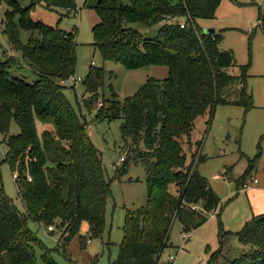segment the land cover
<instances>
[{"label":"trees","instance_id":"trees-1","mask_svg":"<svg viewBox=\"0 0 264 264\" xmlns=\"http://www.w3.org/2000/svg\"><path fill=\"white\" fill-rule=\"evenodd\" d=\"M40 1L51 10L64 9L66 15L77 11L76 0ZM222 1H85V6L99 14L92 44L104 61L129 69L148 64L170 68L168 77L149 78L124 102L115 92L104 97V106L93 118L97 122L122 119V138L132 141L126 143L128 153L116 176L127 173L131 162L141 160L148 183L145 205L126 212L118 256L109 264H172L162 261V256L173 247V222L181 223L184 234L191 233L219 211L221 197L198 169L207 156L202 154L203 140L194 139L193 131L205 115L210 127L220 104L242 106L246 111L255 107L247 83L250 65H238L234 52L221 47L223 33H206L197 23V19L215 18ZM3 2L9 6L3 32L36 78L25 79L13 56L0 61V136L7 146L4 162L13 174L18 171L15 182L25 206L21 212L6 193L0 162V264H38V240L28 223L56 224L63 230L59 241L65 249L84 221L97 237L103 231L111 189L101 151L68 98L65 91L69 87L62 83L76 70L75 32L34 20L31 7L16 0ZM181 19L186 21L184 28ZM258 22L264 35L262 10ZM136 23L161 25L155 37H147L132 25ZM24 31L29 32L26 41ZM234 66L239 67L237 75L228 71ZM105 75L103 66H89L83 84L90 102L104 89ZM12 120L20 126L17 134H9ZM38 122L47 125L41 133ZM249 175L250 170L238 181V189ZM238 236L253 248L227 264H264V212L246 223ZM85 239L81 237L82 246ZM219 254L212 253L208 264L218 263Z\"/></svg>","mask_w":264,"mask_h":264},{"label":"rangeland","instance_id":"rangeland-1","mask_svg":"<svg viewBox=\"0 0 264 264\" xmlns=\"http://www.w3.org/2000/svg\"><path fill=\"white\" fill-rule=\"evenodd\" d=\"M23 7H31L34 20L51 26L75 32L77 65L74 76L85 78L89 66H103L106 71L104 89L90 102L83 81L66 89V94L76 110L87 122V132L94 145L101 151L105 166V178L110 183V196L107 202L105 223L101 235L95 237L84 221L80 232L66 245L59 240L63 230L54 224V232L47 225L30 221L31 231L37 236L36 254L38 264H109L118 256L119 244L124 232L123 227L127 210L145 205L148 195L147 175L144 163L131 162L127 173L116 176L118 166L123 164L121 156H127L126 143L121 135L122 119L94 121L98 110L105 104L112 92L124 102L125 98L136 94L149 78L163 80L170 74L164 64H148L129 69L121 63L104 61L93 46V27L99 22L96 9L85 6L86 0H76L77 11L70 14L64 9L51 10L40 0H16ZM129 3L130 0H124ZM34 6H31L32 4ZM8 4H0V61L13 56L18 64L19 73L28 81L36 78L31 66L23 59L21 52L11 49L7 35L3 32V20ZM260 10L264 12V0H223L217 8L215 18L197 19L203 29L214 28L223 33L221 47L232 50L238 65H250L248 87L254 96L255 107L246 111L244 107L220 104L216 107L210 127L206 124L208 115L201 117L193 131L194 139L203 140L202 154L207 160L198 166L199 172L208 178L212 188L221 197L219 211L209 215L203 225L185 235L178 220L172 224L170 243L173 247L165 250L162 261L172 264H208L212 253L220 251L218 263L224 264L248 253L251 246L241 242L238 232L246 223L258 215L261 208L253 201L251 188L238 189V181L250 170L247 181L257 178L258 186L264 189V35L258 25ZM170 20L169 22H171ZM184 21V19H181ZM147 37H155L161 24L145 27L140 23L132 24ZM253 28V29H251ZM29 32H23L26 41ZM231 74H239V67H230ZM86 104H89L90 109ZM41 133L47 125L38 122ZM20 132V126L12 120L9 134ZM0 136V162L2 183L6 193L13 199L15 206L25 212L19 195L15 177L4 162L7 146ZM142 148V142H140ZM258 156V157H257ZM28 160V157H27ZM254 163V166L251 164ZM228 170V171H227ZM227 171V173H226ZM18 172V171H17ZM250 187V186H249ZM264 193H259L261 200ZM219 213V215H218ZM85 237V245L81 237ZM90 239V241H86ZM173 256L171 259L170 256Z\"/></svg>","mask_w":264,"mask_h":264},{"label":"built area","instance_id":"built-area-1","mask_svg":"<svg viewBox=\"0 0 264 264\" xmlns=\"http://www.w3.org/2000/svg\"><path fill=\"white\" fill-rule=\"evenodd\" d=\"M170 20L174 21L173 19H166L165 21H166V22H169ZM180 23H181V27L184 28L185 25H186V21H185V20H184V21H180ZM251 29H253V28H251ZM263 46H264V41H263ZM83 80H84V78H81V77L76 78V77L74 76V74H72V75L68 76L67 78L63 79V80H62V83H63L64 85L70 87V86H73L74 84H77L79 81L82 82ZM124 159H125L124 156H121L120 160H121V161H124ZM17 176H18V172L16 171V172H14V177H17ZM257 182H258V180L255 179V180H254V183H257ZM250 185H251V182H246V183L243 185V188L247 189V188H249ZM48 230H49V231H53V230H54V226H53V225L48 226ZM185 235H189V233H185ZM87 241H90V239H88ZM170 257H171V259L173 258L172 255H171Z\"/></svg>","mask_w":264,"mask_h":264},{"label":"crops","instance_id":"crops-1","mask_svg":"<svg viewBox=\"0 0 264 264\" xmlns=\"http://www.w3.org/2000/svg\"><path fill=\"white\" fill-rule=\"evenodd\" d=\"M250 179H251L250 181H246V182H251V185H250L249 188H251V190H252V195H251V196L253 197V201H254V202L257 201V204H259V206H260L261 208H263V207H264V197H263V199L261 200L260 198H258V194H259V193H264V189H262V187L258 186L259 183H260L259 179L255 178V177H254V179H252V178H250ZM255 179L258 180L257 183H254V180H255ZM249 188H248V189H249ZM263 212H264V211L262 210L260 213H263ZM260 213H258V214H260Z\"/></svg>","mask_w":264,"mask_h":264},{"label":"water","instance_id":"water-1","mask_svg":"<svg viewBox=\"0 0 264 264\" xmlns=\"http://www.w3.org/2000/svg\"><path fill=\"white\" fill-rule=\"evenodd\" d=\"M204 32H206V33H216V29H214V28H205ZM251 248H253V245H251Z\"/></svg>","mask_w":264,"mask_h":264}]
</instances>
